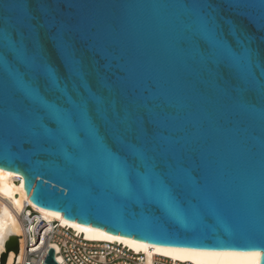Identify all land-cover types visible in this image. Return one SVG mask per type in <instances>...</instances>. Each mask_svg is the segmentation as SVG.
Listing matches in <instances>:
<instances>
[{
	"label": "water",
	"instance_id": "obj_1",
	"mask_svg": "<svg viewBox=\"0 0 264 264\" xmlns=\"http://www.w3.org/2000/svg\"><path fill=\"white\" fill-rule=\"evenodd\" d=\"M0 169L68 221L264 252V0H0Z\"/></svg>",
	"mask_w": 264,
	"mask_h": 264
},
{
	"label": "built area",
	"instance_id": "obj_2",
	"mask_svg": "<svg viewBox=\"0 0 264 264\" xmlns=\"http://www.w3.org/2000/svg\"><path fill=\"white\" fill-rule=\"evenodd\" d=\"M18 181V180H17ZM23 231L18 236L24 243L19 264H44L51 246L60 264H145L142 253L117 242L95 241L58 220L41 216L33 203L26 201L20 214ZM2 263V262H1ZM153 264H194L155 255Z\"/></svg>",
	"mask_w": 264,
	"mask_h": 264
},
{
	"label": "bare ground",
	"instance_id": "obj_3",
	"mask_svg": "<svg viewBox=\"0 0 264 264\" xmlns=\"http://www.w3.org/2000/svg\"><path fill=\"white\" fill-rule=\"evenodd\" d=\"M26 201L31 202L24 190L22 177L16 173L0 169V264L3 257H6L5 264H19L22 259L24 243L18 236L21 235L23 231V223L19 216L24 209ZM33 206L36 210L40 211L41 216L45 219L49 221L58 220L63 225H68L70 228L82 233L89 239L121 243L134 249L138 253H142L145 257V264H153L155 255H163L176 261L191 262L194 264H205L206 261L212 259L189 255V253L193 251L202 252L206 250L150 245L130 237L109 233L104 229H99L91 225H83L77 221H68L61 216L46 212L34 204ZM11 235L17 237L16 248L7 251L6 243ZM51 246L55 247L52 244ZM218 259H225L228 261V264H248L247 259L244 257Z\"/></svg>",
	"mask_w": 264,
	"mask_h": 264
},
{
	"label": "snow or ice",
	"instance_id": "obj_4",
	"mask_svg": "<svg viewBox=\"0 0 264 264\" xmlns=\"http://www.w3.org/2000/svg\"><path fill=\"white\" fill-rule=\"evenodd\" d=\"M264 247V246H260ZM191 256H200L212 258L205 262V264H228L225 259L229 257H244L247 259L248 264H261V258L264 257V252L261 251H247V252H235V251H202V252H190Z\"/></svg>",
	"mask_w": 264,
	"mask_h": 264
}]
</instances>
